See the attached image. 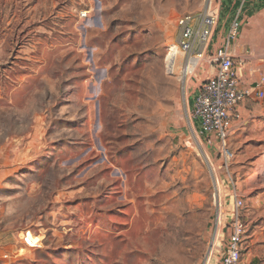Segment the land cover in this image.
Listing matches in <instances>:
<instances>
[{"label":"rangeland","instance_id":"374dc122","mask_svg":"<svg viewBox=\"0 0 264 264\" xmlns=\"http://www.w3.org/2000/svg\"><path fill=\"white\" fill-rule=\"evenodd\" d=\"M216 2L0 0V264H203L237 195L264 264V140L226 160L190 113L211 70L166 68L178 17Z\"/></svg>","mask_w":264,"mask_h":264},{"label":"built area","instance_id":"2783aa9c","mask_svg":"<svg viewBox=\"0 0 264 264\" xmlns=\"http://www.w3.org/2000/svg\"><path fill=\"white\" fill-rule=\"evenodd\" d=\"M218 17L219 10L211 4L202 10L184 13L178 17L177 36L169 45L166 57L168 73L177 75L179 70L186 78L198 71L210 50ZM240 26V21H234L225 44L210 52L207 62L212 68L211 75L202 81L190 109L193 119L199 122L203 133L220 141L222 154L226 160L233 157L227 146V139L234 118L239 117L238 106L254 93L264 97V92L260 90L264 84V77H261L255 87L240 86L236 63L229 51L230 43L238 37ZM243 207L244 201L237 195L231 221L228 223L227 243L221 257L215 261L213 255H208L203 264H243L247 232V225L242 216ZM23 240L28 247H34L37 243L30 232L24 235ZM26 246L18 249L17 256L27 252ZM3 258L7 260L9 255L5 253Z\"/></svg>","mask_w":264,"mask_h":264},{"label":"crops","instance_id":"0c3cea01","mask_svg":"<svg viewBox=\"0 0 264 264\" xmlns=\"http://www.w3.org/2000/svg\"><path fill=\"white\" fill-rule=\"evenodd\" d=\"M215 7L219 10L218 23L206 60L201 63L198 71L211 70V65L207 62L210 52L225 44L232 23L238 20L241 23L239 34L230 43L229 51L236 63L240 86L243 88L255 87L261 77H264V0H217ZM206 63L208 65H205ZM186 81L188 90H191L189 101L191 102V109L202 82L196 77L188 78ZM260 90L264 92V84ZM237 110L239 117L234 118L232 122L227 146H231L232 143L235 144V137H244L245 135L248 138L258 136L264 140V97H259L254 93L245 99ZM196 124L201 130L199 122ZM203 134L212 145L216 146L220 143L216 137ZM261 180H264V176L257 175L252 182L256 183ZM237 188L244 195L253 193L250 191L248 183L244 190L239 185ZM220 257L214 260L217 261ZM242 262L245 264L244 256Z\"/></svg>","mask_w":264,"mask_h":264},{"label":"bare ground","instance_id":"6f19581e","mask_svg":"<svg viewBox=\"0 0 264 264\" xmlns=\"http://www.w3.org/2000/svg\"><path fill=\"white\" fill-rule=\"evenodd\" d=\"M169 65H170V69H171V68H172V67H171L172 64L170 63Z\"/></svg>","mask_w":264,"mask_h":264}]
</instances>
